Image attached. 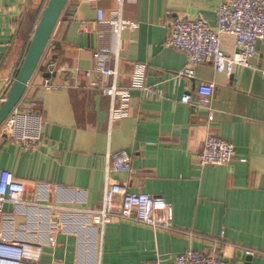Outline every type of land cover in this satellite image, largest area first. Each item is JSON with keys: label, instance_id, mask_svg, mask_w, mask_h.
Returning a JSON list of instances; mask_svg holds the SVG:
<instances>
[{"label": "crops", "instance_id": "crops-1", "mask_svg": "<svg viewBox=\"0 0 264 264\" xmlns=\"http://www.w3.org/2000/svg\"><path fill=\"white\" fill-rule=\"evenodd\" d=\"M47 1L0 0V99L6 97L5 79L16 76ZM216 4L122 1L121 16L138 27L111 35L104 59L116 66L123 85L130 82L133 63L146 64V82L160 93L147 100L131 91L120 114L111 113L109 99L88 86L97 78L93 53L105 43L96 8L107 17L119 7L117 0L67 1L50 36L49 58L59 69L51 81L58 88L41 87L49 76L42 66L20 103L28 110L34 102L40 139L22 147L0 135V173L10 172L26 184L22 204H6L0 214V238L40 241L39 264H174L188 248L216 250L231 264H264V45H257L251 67H235L231 76L203 62L196 65L192 81L178 83L172 76L184 68L186 55L164 45L175 16H200L213 25ZM221 47L232 53V36H221ZM85 71L90 75L83 76ZM201 81L215 88L209 130L235 148L227 164L203 168L192 155L206 131L205 111L180 101L190 94L195 102ZM120 150L131 156L132 171H110L108 177L130 192L170 202L172 230L119 219L99 228L83 213L100 206L110 165L107 153ZM245 249L253 254L247 256Z\"/></svg>", "mask_w": 264, "mask_h": 264}, {"label": "built area", "instance_id": "built-area-1", "mask_svg": "<svg viewBox=\"0 0 264 264\" xmlns=\"http://www.w3.org/2000/svg\"><path fill=\"white\" fill-rule=\"evenodd\" d=\"M96 1V0H90ZM123 0H117L119 7L105 17L104 11L96 8V23L99 27L100 38L105 40L103 45L93 53L95 66L92 72L97 78L90 81L88 86L97 89L110 101L111 113L115 110L123 114L128 106L131 91L136 90L147 99L159 96V90L146 82V64L133 63L128 85L118 83L116 66L111 67L104 59L108 49L107 42L111 35L120 36L124 30H135L137 22L124 19L121 16ZM216 21L209 24L200 16L189 17L180 14L174 17L169 26L168 36L164 42L166 47L181 51L186 55L184 68L174 74L172 79L178 83L182 79L193 80L195 67L203 62L212 65L217 73L231 76L235 67H251L252 60L257 51V43L264 45V0H217ZM232 36L234 51L225 52L221 47V36ZM50 39L40 58L36 70L46 67L48 77L43 80L41 87L45 90L58 88L51 81V77L59 71L55 63L50 60ZM78 73V72H77ZM85 71L83 76H89ZM15 77L5 79V89H9ZM215 88L212 82L201 81L195 88V102L190 94H184L180 101L185 104L193 103L194 109L205 111V134L201 140V147L192 155L194 163L199 167L227 164L235 154L234 145L209 130V124L214 120L212 106ZM25 98V92L20 102L12 109L5 121L0 125V135H6L22 147H33L40 139V116L31 108L34 102L29 103V109L20 107ZM2 97L0 101H4ZM119 101L118 109L114 107ZM112 115V114H111ZM105 175L104 193L98 208L90 210H77L89 216L90 221L102 228L112 220H132L147 225L153 229H173V207L170 202L161 196H152L144 192H130L125 186L110 180L108 173L123 171L130 173L131 156L124 150L108 152ZM26 184L15 178L10 172L0 173V214L4 206L13 207L22 204ZM66 210V208H61ZM49 244L53 239L48 238ZM43 251L40 241L21 240L18 238H0V264H39ZM247 256L253 254L252 250L245 249ZM161 260V258H158ZM174 264H231L216 250H200L188 248L178 254Z\"/></svg>", "mask_w": 264, "mask_h": 264}, {"label": "water", "instance_id": "water-1", "mask_svg": "<svg viewBox=\"0 0 264 264\" xmlns=\"http://www.w3.org/2000/svg\"><path fill=\"white\" fill-rule=\"evenodd\" d=\"M68 0H48L33 30L24 58L12 81L4 101L0 103V125L20 102L28 81L36 70L51 33L65 10ZM259 42L257 43V45ZM25 107V106H23ZM29 105L26 106L28 108Z\"/></svg>", "mask_w": 264, "mask_h": 264}]
</instances>
